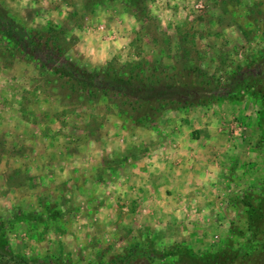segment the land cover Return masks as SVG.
<instances>
[{
	"label": "rangeland",
	"instance_id": "rangeland-1",
	"mask_svg": "<svg viewBox=\"0 0 264 264\" xmlns=\"http://www.w3.org/2000/svg\"><path fill=\"white\" fill-rule=\"evenodd\" d=\"M0 264H264V0H0Z\"/></svg>",
	"mask_w": 264,
	"mask_h": 264
},
{
	"label": "trees",
	"instance_id": "trees-1",
	"mask_svg": "<svg viewBox=\"0 0 264 264\" xmlns=\"http://www.w3.org/2000/svg\"><path fill=\"white\" fill-rule=\"evenodd\" d=\"M46 43V42H45ZM128 95H130L132 98H134L136 95L133 93V94H128ZM136 101L137 100H133V101H130L129 102V104H128V106L130 105V107H132V108H136V107H138V104L136 103ZM126 105V104H125Z\"/></svg>",
	"mask_w": 264,
	"mask_h": 264
}]
</instances>
